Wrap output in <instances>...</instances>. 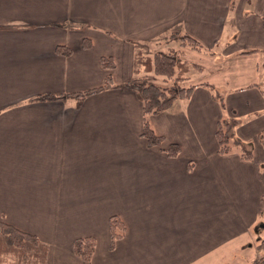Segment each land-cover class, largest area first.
Returning a JSON list of instances; mask_svg holds the SVG:
<instances>
[{
    "label": "crops",
    "instance_id": "crops-1",
    "mask_svg": "<svg viewBox=\"0 0 264 264\" xmlns=\"http://www.w3.org/2000/svg\"><path fill=\"white\" fill-rule=\"evenodd\" d=\"M0 27V229L36 234L47 264H83L73 243L85 236L97 239L90 264H252L264 254V81L220 88L223 102L194 84L151 115L159 145L142 135V101L123 85L137 45L163 50L174 30L229 59L258 57L259 73L264 0H0ZM108 73L117 86L72 94ZM46 93L71 95L37 99ZM231 115L251 159L219 152L218 124ZM113 215L127 229L111 248Z\"/></svg>",
    "mask_w": 264,
    "mask_h": 264
},
{
    "label": "trees",
    "instance_id": "trees-1",
    "mask_svg": "<svg viewBox=\"0 0 264 264\" xmlns=\"http://www.w3.org/2000/svg\"><path fill=\"white\" fill-rule=\"evenodd\" d=\"M170 37L180 39L182 44L189 45L195 49L202 48L203 46L197 38L187 32L181 33L178 30H174L168 35H165L166 40H169ZM91 46V39L85 37L83 39V47L90 48ZM251 51L253 52L255 50H250L249 52ZM57 52L70 54L72 48L66 45H58ZM137 52V72L144 70L146 73L159 75L168 81H173L168 86H161L154 82L146 83L140 80L137 81L134 77L123 84L127 89L136 90L142 101L144 120L142 135L147 139L148 144L159 145L164 141L165 137L155 131L150 117L153 114L170 109L177 99H188L191 96L195 85H186V81L189 78L187 73L190 72L192 65L186 60H183L180 57L179 51L175 48H170L167 52L163 50L155 51L152 54L149 53L147 56L142 54V51L139 52L137 50ZM102 65L108 70L113 69L115 67L113 56H103ZM114 85L117 86L113 82L112 74L108 73L102 85L72 94L78 97H84ZM68 95H71V93H46L37 95V99L59 100L66 98ZM221 102L223 101L221 100ZM232 122L230 119L219 121L218 124L216 136L219 144V152L222 154L229 153L233 150V144L230 142L228 133ZM259 137L264 142V131L260 132ZM237 146L243 158L251 159L253 157V153L242 146L241 142ZM166 151L170 156H177L181 152V147L178 143L173 142L169 144ZM109 226L112 248L117 240L125 235L127 228L124 221L118 215L110 217ZM96 245L97 239L94 236H85L77 238L73 243V248L75 253L82 259L83 264H90ZM48 250V244L42 241L36 234L21 230L10 224H2L0 229V264H47ZM253 264H264V256Z\"/></svg>",
    "mask_w": 264,
    "mask_h": 264
},
{
    "label": "rangeland",
    "instance_id": "rangeland-1",
    "mask_svg": "<svg viewBox=\"0 0 264 264\" xmlns=\"http://www.w3.org/2000/svg\"><path fill=\"white\" fill-rule=\"evenodd\" d=\"M168 41V44L164 43L165 48L163 49V51L167 52L170 50V48H175L179 51L180 57L192 65L190 72L187 73L189 78L186 81V85L197 84L202 82H205V84L212 83V85L209 84V86L214 88V92L217 95V98L221 99L222 101L224 100V95L220 88H222L223 90H231L238 86L242 87L247 83H251L252 81H264V79H262L260 75H264V63L263 66L261 64V69L259 70V73L255 64V61H257L258 57H256V60L255 57H252L251 60L244 59L243 61L240 60V58L238 57H233L232 59H229L225 55V50H222V48L219 47L210 48L202 46V48L195 49L189 45L182 44L180 39H173L170 37ZM137 47V50H139V52L142 51V54L146 56L150 52V46L147 43L139 44V46L137 45ZM160 49L162 48H157V50L152 51H159ZM150 54H152V52H150ZM136 59L137 58L135 56V66H137ZM134 77L135 79H137V81L140 80L146 83L154 82L155 84L161 86H168L169 84L173 83V81H168L162 76L154 75L152 73H146L144 70L136 72L134 74ZM230 119L231 122H233L230 128L228 129V133L230 136V142L231 144H233V149L236 151L239 150L237 145H239L240 142L242 146H244V144L243 141L240 140V138H238L233 133L235 127L234 117L231 115L227 119L222 118L221 121ZM260 140L262 142L261 138ZM263 256L264 254L254 262L258 261ZM226 263L230 264V262Z\"/></svg>",
    "mask_w": 264,
    "mask_h": 264
}]
</instances>
